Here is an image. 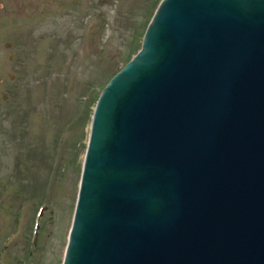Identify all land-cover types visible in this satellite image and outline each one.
<instances>
[{
	"label": "water",
	"instance_id": "95a60500",
	"mask_svg": "<svg viewBox=\"0 0 264 264\" xmlns=\"http://www.w3.org/2000/svg\"><path fill=\"white\" fill-rule=\"evenodd\" d=\"M61 264H264V0H161L91 116Z\"/></svg>",
	"mask_w": 264,
	"mask_h": 264
},
{
	"label": "rangeland",
	"instance_id": "374dc122",
	"mask_svg": "<svg viewBox=\"0 0 264 264\" xmlns=\"http://www.w3.org/2000/svg\"><path fill=\"white\" fill-rule=\"evenodd\" d=\"M160 1L0 0L3 78L20 87L1 132L16 188L0 196V264H61L93 102L139 50Z\"/></svg>",
	"mask_w": 264,
	"mask_h": 264
},
{
	"label": "flooded vegetation",
	"instance_id": "af4514ba",
	"mask_svg": "<svg viewBox=\"0 0 264 264\" xmlns=\"http://www.w3.org/2000/svg\"><path fill=\"white\" fill-rule=\"evenodd\" d=\"M7 48H9V44L6 45ZM10 61L14 60V55L10 54L9 55ZM8 79L6 81L3 78V64H2V57L0 56V196L3 195V191L6 189L8 190L9 188L12 190L16 187H8L10 184L9 181L12 179L10 178H5V165L6 160L4 157V145H3V137L1 132L3 131V119L7 120L12 116L14 113L13 107L9 106H15V110L19 109L20 102H18V95L20 94V87L15 84L17 81V78H15L14 75H8ZM17 107V108H16ZM6 145L10 146V140L11 138H6ZM12 148V145L10 146ZM14 170V169H13ZM11 168L8 167L7 171L13 173L12 176H14L15 171L13 172ZM19 207L16 208V212L14 214V219L12 218L10 221L8 220L7 225L12 228H17L19 225ZM15 210V209H14ZM17 233V232H16ZM1 234V233H0Z\"/></svg>",
	"mask_w": 264,
	"mask_h": 264
},
{
	"label": "trees",
	"instance_id": "16d2710c",
	"mask_svg": "<svg viewBox=\"0 0 264 264\" xmlns=\"http://www.w3.org/2000/svg\"><path fill=\"white\" fill-rule=\"evenodd\" d=\"M149 21H150V20H149ZM149 21H148V23H149ZM148 23H147V24H148ZM146 26H147V25H146ZM134 55H135V54H134ZM132 56H133V55H132ZM132 56H131V57H132ZM130 59H131V58H130ZM130 59H129V60H130ZM129 60H128V61H129ZM128 61H127V62H128ZM110 78H111V77H110ZM110 78H109V79H110ZM98 95H99V94H98ZM97 98H98V96H96V99H95L94 102H93L94 105H95V102H96ZM91 112H92V111H91Z\"/></svg>",
	"mask_w": 264,
	"mask_h": 264
}]
</instances>
